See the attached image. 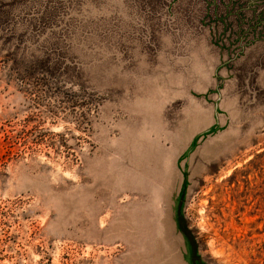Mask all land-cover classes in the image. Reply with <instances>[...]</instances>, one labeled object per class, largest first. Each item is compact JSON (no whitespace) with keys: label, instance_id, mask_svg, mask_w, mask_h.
<instances>
[{"label":"rangeland","instance_id":"obj_1","mask_svg":"<svg viewBox=\"0 0 264 264\" xmlns=\"http://www.w3.org/2000/svg\"><path fill=\"white\" fill-rule=\"evenodd\" d=\"M0 264H264V0H0Z\"/></svg>","mask_w":264,"mask_h":264}]
</instances>
